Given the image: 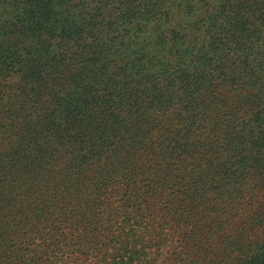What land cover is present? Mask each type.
Wrapping results in <instances>:
<instances>
[{
    "label": "trees",
    "instance_id": "obj_1",
    "mask_svg": "<svg viewBox=\"0 0 264 264\" xmlns=\"http://www.w3.org/2000/svg\"><path fill=\"white\" fill-rule=\"evenodd\" d=\"M81 2L0 0V264H84L103 203L264 264V0Z\"/></svg>",
    "mask_w": 264,
    "mask_h": 264
},
{
    "label": "rangeland",
    "instance_id": "obj_2",
    "mask_svg": "<svg viewBox=\"0 0 264 264\" xmlns=\"http://www.w3.org/2000/svg\"><path fill=\"white\" fill-rule=\"evenodd\" d=\"M61 1L64 4L53 11L57 19L65 20L66 10L68 15L75 14V17L84 14L81 0ZM12 36L0 30V47L7 46ZM113 205L103 203L96 213L98 230L102 235H108V240L112 242H105L107 246L102 250L94 247L86 250L84 264H184L188 251L182 250L184 243L178 229L163 222L159 214L153 216L151 210L138 209L133 212L131 208ZM3 264L22 263L15 260Z\"/></svg>",
    "mask_w": 264,
    "mask_h": 264
}]
</instances>
